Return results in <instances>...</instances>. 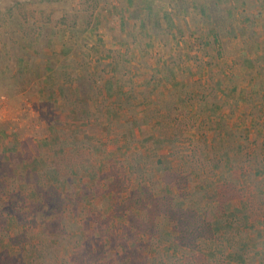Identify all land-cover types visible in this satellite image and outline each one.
<instances>
[{
    "label": "rangeland",
    "instance_id": "rangeland-1",
    "mask_svg": "<svg viewBox=\"0 0 264 264\" xmlns=\"http://www.w3.org/2000/svg\"><path fill=\"white\" fill-rule=\"evenodd\" d=\"M229 182L264 197V0H0V264H264Z\"/></svg>",
    "mask_w": 264,
    "mask_h": 264
},
{
    "label": "trees",
    "instance_id": "trees-1",
    "mask_svg": "<svg viewBox=\"0 0 264 264\" xmlns=\"http://www.w3.org/2000/svg\"><path fill=\"white\" fill-rule=\"evenodd\" d=\"M213 32H214L213 35L215 36V39L217 40L218 39L217 30L215 29ZM194 147H195V150L191 155H183L182 156L187 161L186 164L183 165L182 170L188 172L189 174L192 173L193 168L201 167L202 169L206 170L207 164L213 163V161L219 162V163L223 162V160H221L220 158H218L216 156L208 157L209 153L206 154V152H207V148L209 147V145L208 146L203 145L200 147L199 145L194 144ZM198 148H199V152H197ZM209 149H210V147H209ZM181 155H182V152H181ZM233 157H236V155L230 154L228 156V159L226 162H230V160H233ZM163 163H164L163 158L162 157L159 158L157 164L163 165ZM191 164L194 165V167L192 169L189 167V165H191ZM179 166L180 165H178L177 167H179ZM168 168L169 167L166 166V168H164L163 171H165V170H166L165 172L171 171V169H168ZM172 170H174V169H172ZM221 190H223V192H224V195H223V201L225 202L224 207L226 206V204H229V201L231 199H235L233 197V195L235 196L237 193H239V198L235 199V200H236V202L238 201V204L240 203L241 209L239 211L242 212V217L245 220L247 219L248 222L253 220V219L259 218L260 216H264V197L259 194V192L261 190L258 189L255 186V184H252V186L250 188L249 187L243 188V187H238L237 185H234L233 183L229 182L225 185H222ZM230 194H231V196H230ZM229 196H230V198H229ZM244 197H246V198H244ZM229 207H231V206H229ZM189 245L192 246L190 243H189Z\"/></svg>",
    "mask_w": 264,
    "mask_h": 264
}]
</instances>
